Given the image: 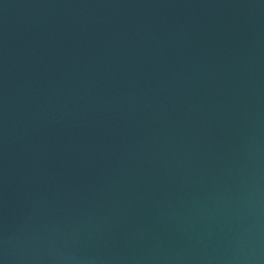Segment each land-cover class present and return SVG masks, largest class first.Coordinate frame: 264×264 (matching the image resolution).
I'll return each mask as SVG.
<instances>
[{"label":"water","instance_id":"water-1","mask_svg":"<svg viewBox=\"0 0 264 264\" xmlns=\"http://www.w3.org/2000/svg\"><path fill=\"white\" fill-rule=\"evenodd\" d=\"M0 264H264V0H0Z\"/></svg>","mask_w":264,"mask_h":264}]
</instances>
